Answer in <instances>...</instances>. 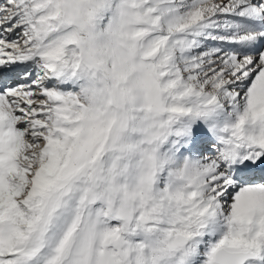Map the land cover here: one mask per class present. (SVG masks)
Returning <instances> with one entry per match:
<instances>
[{
    "label": "snow or ice",
    "instance_id": "6c2138e0",
    "mask_svg": "<svg viewBox=\"0 0 264 264\" xmlns=\"http://www.w3.org/2000/svg\"><path fill=\"white\" fill-rule=\"evenodd\" d=\"M0 264H264V0H0Z\"/></svg>",
    "mask_w": 264,
    "mask_h": 264
}]
</instances>
